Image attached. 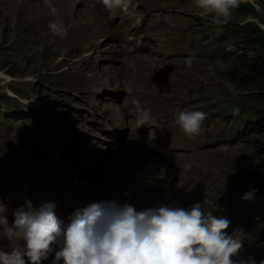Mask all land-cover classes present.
Returning <instances> with one entry per match:
<instances>
[{"label": "rangeland", "instance_id": "1", "mask_svg": "<svg viewBox=\"0 0 264 264\" xmlns=\"http://www.w3.org/2000/svg\"><path fill=\"white\" fill-rule=\"evenodd\" d=\"M0 1H4L0 4V107L4 114L0 113V123L9 120L7 124L11 126L8 132L15 134L11 149L0 155V172L4 171L10 157H22L25 154L30 148V141L38 138L50 121L59 120L63 124L68 119L74 135L73 129L80 124V112L86 110H83L82 104L73 106L72 103H81V98L88 100L85 108L91 112L86 115L92 122L102 117H112L120 126L132 127L130 132L151 127L158 124L159 120L163 122L176 116L182 109L195 106L196 101L190 98H195L194 90L199 86L190 82L196 79V74L192 75L184 62H176L181 67L174 64L163 67L164 57L167 52H172L176 59L178 56L194 54V66L201 67L206 64L204 60L215 56L217 43L223 42L216 39L218 33L213 34V31L215 38L209 41L208 46L205 45L206 35L201 33L204 24L211 21L199 18L190 0H135L139 5L137 9L128 13L117 10L112 16L102 0H80L74 4V9H65L54 1ZM49 3L56 8L55 14L51 12ZM75 11L79 13V18L75 16ZM97 18L104 25L103 33L99 29V22H91L98 21ZM242 18L233 16L232 21L239 19L258 26V20L264 24L262 16ZM54 22L66 27V38L50 31L49 25ZM86 22L85 28L91 29L93 26L95 34H79L82 30L77 25ZM241 50V56L248 57L245 51L253 49L242 46ZM144 53L150 54L155 60L152 66L143 63ZM196 57L201 60H196ZM233 59L231 57L224 61V68L216 63L205 65L206 76L216 83L207 86L210 101L206 105L210 109L218 110L217 104L224 100L232 104L246 92L237 83L229 82L228 75L235 71L228 66ZM99 71L105 83L98 75ZM50 84L57 86L54 92ZM252 93L257 96L258 103L261 102L264 89L258 88ZM65 100H70L72 108L65 110ZM44 104L47 107L41 111ZM230 110L222 108V111ZM159 111L164 112L162 119L155 118ZM262 115L261 109L257 117L261 120ZM17 121L23 122V132L13 126ZM235 121L236 117H228V130H232ZM4 125L0 127L2 135L7 132V125ZM235 135V130L227 134L226 140L232 149L225 151L224 157L217 160L220 164L214 168L213 177L220 181V194L240 200L253 186L248 178L264 172V121L250 133L239 135L237 143L231 144ZM46 136L50 146L51 137ZM221 137L215 134L210 141L217 143ZM89 138L101 147L107 140L105 132L100 137ZM74 144L77 149L83 150L76 136ZM4 145L0 144V148ZM72 149L74 157L76 149ZM133 154L132 150H119L110 161L99 188L86 193L85 189L90 183L85 179L60 192L58 198L68 194L65 212L72 213L77 209L78 203L74 196L77 192L82 193L83 200H88L95 194L103 195L104 191L117 190L121 186L134 189L139 196L150 199L149 195L140 191L146 180L128 171ZM165 162L169 178L178 179L175 188L161 192L169 196L168 200H184L190 196L187 189H195V184L208 182V178H196L192 180V185L187 184V176L199 167L193 164L186 167L182 157ZM12 169H17L16 163L9 170ZM201 172L206 175L205 171ZM8 176L12 177L13 173L8 172ZM249 202L264 206V194L255 193L254 199ZM263 250L264 242L261 245Z\"/></svg>", "mask_w": 264, "mask_h": 264}, {"label": "clouds", "instance_id": "2", "mask_svg": "<svg viewBox=\"0 0 264 264\" xmlns=\"http://www.w3.org/2000/svg\"><path fill=\"white\" fill-rule=\"evenodd\" d=\"M106 9L135 8L133 0H102ZM198 14L214 25L232 22L242 5L264 15L259 0H193ZM53 14L56 8L49 3ZM264 30V24L256 21ZM61 38L67 29L60 22L49 25ZM194 54L185 58L191 68ZM216 65L224 68L222 60ZM212 70H215L214 68ZM207 113L192 110L177 113V124L188 138L202 134ZM147 120V116L145 117ZM186 167H190L186 165ZM256 189L241 199L251 201ZM5 207L0 204V240H16L22 246L11 251L0 250V264H43L51 256V264H264L261 245L264 235L254 242V258L234 259L243 247L241 234L225 230L230 221L205 212L200 203L184 209L169 204L137 210L128 203L115 200L93 202L77 208L65 222L55 213L54 203L39 208L19 209L9 225Z\"/></svg>", "mask_w": 264, "mask_h": 264}, {"label": "trees", "instance_id": "3", "mask_svg": "<svg viewBox=\"0 0 264 264\" xmlns=\"http://www.w3.org/2000/svg\"><path fill=\"white\" fill-rule=\"evenodd\" d=\"M259 2L264 6V0H259ZM233 16H241L246 19L258 16L264 17V15L256 13L254 9L247 5H242L235 11ZM233 22L238 24V21ZM236 30L239 33L238 41L242 44L241 47L246 46L247 49L250 47L253 50L245 51V54H248V57L241 56V49L240 51H237L239 54L238 57H235V60L233 59L234 61L230 62L228 65L229 68L235 70L228 75L230 79L229 82L233 84L237 83V86H241L240 88L247 93L243 95V101L245 103L251 101L254 102L255 105L258 104L261 108L257 109V112L262 109V117H264V97L261 99V102L259 101L258 103L257 96L252 93L253 90H257L258 88L264 89V30L257 25L248 23L238 25V29ZM250 55L252 57H250ZM45 90L47 89L45 88ZM251 94H253L252 98L250 97ZM248 179L249 183L253 185L251 189L257 190L256 194H264V172L261 174L258 173L256 177L254 176Z\"/></svg>", "mask_w": 264, "mask_h": 264}, {"label": "bare ground", "instance_id": "4", "mask_svg": "<svg viewBox=\"0 0 264 264\" xmlns=\"http://www.w3.org/2000/svg\"><path fill=\"white\" fill-rule=\"evenodd\" d=\"M29 1H31V2H34V1H36V0H29ZM40 2H52V1H54V2H56V3H59L63 8H68V9H72V7L74 6V4L76 3H78L80 0H39ZM38 1V2H39ZM2 3H4V1H0V4H2ZM5 3H6V1H5ZM73 9H74V7H73ZM78 12L77 11H75V16H77L78 17ZM74 16V17H75ZM79 18V17H78ZM98 19V21H91V22H99L100 23V25H99V29L102 31L103 30V24L101 23V20L99 19V18H97ZM83 20V19H82ZM74 23L76 24V21L74 20ZM86 24H87V22L84 24V25H77V27H80L81 28V32L79 33L80 35L81 34H83V33H85V32H89V33H91V34H95V32L92 30L93 29V26H91V29H88V28H85V26H86ZM143 59H144V61L146 62V64L149 66V65H152L153 64V62H154V60L151 58V56L150 55H147V54H144V57H143ZM144 61H143V63H144ZM139 63V62H138ZM138 72V71H137ZM136 73V72H135ZM135 75V74H134ZM89 78H93V77H89ZM100 83L101 82H103V81H99ZM162 116H161V114L160 113H158V114H156V118H161ZM160 126H161V128H163V125H162V123H160ZM77 157L75 156L74 158H72L71 160H73V159H76ZM58 161H68L66 158H59L58 159ZM180 173V172H179ZM167 195V194H166ZM142 197V196H141ZM145 197V196H144ZM149 198V197H148ZM175 201V200H174Z\"/></svg>", "mask_w": 264, "mask_h": 264}, {"label": "flooded vegetation", "instance_id": "5", "mask_svg": "<svg viewBox=\"0 0 264 264\" xmlns=\"http://www.w3.org/2000/svg\"><path fill=\"white\" fill-rule=\"evenodd\" d=\"M81 95H82V94H81ZM83 97H84V96H83ZM80 100L82 101L80 104H86L87 101H88V100L85 99V97H84V98H81Z\"/></svg>", "mask_w": 264, "mask_h": 264}]
</instances>
